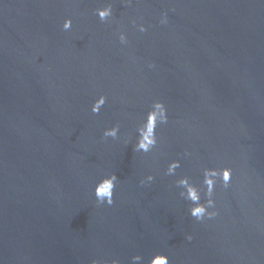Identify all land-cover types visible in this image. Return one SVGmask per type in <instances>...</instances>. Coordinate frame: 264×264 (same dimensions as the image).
<instances>
[{"label": "water", "instance_id": "water-1", "mask_svg": "<svg viewBox=\"0 0 264 264\" xmlns=\"http://www.w3.org/2000/svg\"><path fill=\"white\" fill-rule=\"evenodd\" d=\"M109 4L101 22L95 10ZM157 101L169 123L137 153ZM223 167L233 178L217 184L219 215L197 222L175 181L200 185L204 168ZM112 174L115 203L99 205L95 186ZM157 254L264 264V0H0V264Z\"/></svg>", "mask_w": 264, "mask_h": 264}, {"label": "clouds", "instance_id": "clouds-1", "mask_svg": "<svg viewBox=\"0 0 264 264\" xmlns=\"http://www.w3.org/2000/svg\"><path fill=\"white\" fill-rule=\"evenodd\" d=\"M131 2V0H129ZM95 15L98 16L101 22H108L113 16V7L111 4L99 7L95 10ZM168 22L167 14L161 19V24ZM72 20L66 19L63 23V30L70 31L72 29ZM135 25L136 22L133 21ZM140 32H146L148 29L140 24L137 26ZM119 41L121 44L128 43V37L124 32L119 34ZM150 68L154 65L150 64ZM108 101L107 96H100L96 99L91 107V111L95 115L101 113L102 108ZM169 123L168 109L163 102H154L146 117L143 119L140 127L136 129L137 138L134 145V151L137 153L148 154L151 153L158 145L159 138L157 130L161 125ZM120 133L119 125L107 128L103 135L105 138L117 139ZM191 153L185 152L184 156L188 157ZM181 161H171L166 169L165 175L174 177L177 175V169L181 168ZM233 170L230 167L223 168H204L203 180L200 185L193 183L188 176H183L175 181V186L181 191L179 195L189 203L188 213L191 218L197 222H204L205 220H212L219 215L216 211L215 194L217 184H221L223 188L227 189L232 184ZM155 176L148 175L141 184H151L154 182ZM118 177L115 174L105 176L95 186L94 196L99 205L112 206L115 203V190L118 184ZM187 239L191 241L192 237L188 236ZM133 264H143L142 256H134L132 258ZM93 264H100L99 261H94ZM112 264H120L119 260H113ZM150 264H171L169 257L163 254H157L150 260Z\"/></svg>", "mask_w": 264, "mask_h": 264}]
</instances>
